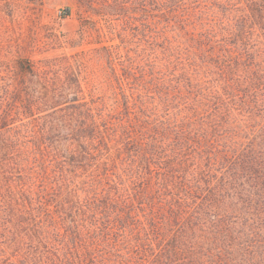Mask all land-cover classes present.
Listing matches in <instances>:
<instances>
[{"label": "trees", "instance_id": "trees-1", "mask_svg": "<svg viewBox=\"0 0 264 264\" xmlns=\"http://www.w3.org/2000/svg\"><path fill=\"white\" fill-rule=\"evenodd\" d=\"M243 1L232 27L254 17L264 28V0ZM233 43L217 55L228 98L209 99L219 104L211 120L196 105L163 120L158 106L177 94L134 84L146 93L113 122L77 96L63 102L66 94L50 84L58 77L24 66L18 84L0 93V264H264V50ZM25 116L43 118L53 132L74 123L69 154L60 135L14 124ZM29 165L41 171L37 196ZM109 165L123 167L119 180L100 171ZM84 172L88 180L78 182ZM65 190L52 212L49 195Z\"/></svg>", "mask_w": 264, "mask_h": 264}, {"label": "rangeland", "instance_id": "rangeland-1", "mask_svg": "<svg viewBox=\"0 0 264 264\" xmlns=\"http://www.w3.org/2000/svg\"><path fill=\"white\" fill-rule=\"evenodd\" d=\"M233 1L159 0L161 6L156 7L154 0H0V93L6 84H18L19 77L25 74L24 66L31 63L34 69L45 71L41 74L45 80L58 77L59 82L50 84L66 94L63 102H74L77 96L78 102L93 105L96 111L104 109L102 116L108 110L114 116L113 122L125 116L126 104L134 102L135 94L146 93L145 88L135 90L137 84L159 86L177 94L171 104L158 106L163 120L193 114L194 105L198 116H209L207 119L211 120L218 115V108L214 107L219 104L214 105L215 100L209 99L213 95L228 98L224 82L229 75L220 76L218 68L217 55L225 53L221 49L235 50L233 42L242 38L254 55V51L264 50V28L254 17L232 27L234 18L240 15L237 7L245 5L244 1ZM61 9L68 14L60 16ZM263 58L262 52L261 62ZM130 71L132 77L128 80L125 73ZM29 85L32 88L36 84ZM40 90L45 92L42 87ZM179 110L183 113L179 114ZM102 116H97L99 121ZM21 118L14 124H37L44 127L42 130L37 126L40 133L60 135L59 149L63 155L69 154L74 123L61 124L60 130L53 132L43 118ZM116 157L114 152L113 158ZM29 167L28 171H36L32 173L37 176L35 196L42 185L38 174L41 171L39 167ZM100 171H110L113 180H119L117 176L124 173L123 167L112 165L101 167ZM74 178L83 182L89 177L84 172ZM21 179L12 182L20 184ZM69 192L49 195L52 212ZM79 193L85 196L84 192Z\"/></svg>", "mask_w": 264, "mask_h": 264}, {"label": "built area", "instance_id": "built-area-1", "mask_svg": "<svg viewBox=\"0 0 264 264\" xmlns=\"http://www.w3.org/2000/svg\"><path fill=\"white\" fill-rule=\"evenodd\" d=\"M58 13L60 16H64L68 14L67 10H64V9L59 10Z\"/></svg>", "mask_w": 264, "mask_h": 264}]
</instances>
